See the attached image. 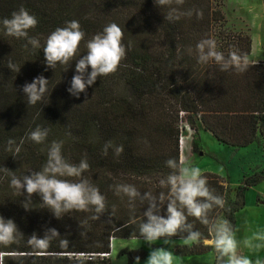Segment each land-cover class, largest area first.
I'll return each instance as SVG.
<instances>
[{"label": "trees", "instance_id": "16d2710c", "mask_svg": "<svg viewBox=\"0 0 264 264\" xmlns=\"http://www.w3.org/2000/svg\"><path fill=\"white\" fill-rule=\"evenodd\" d=\"M21 7L38 20L29 38H36L39 47L5 35L0 27V216L17 225L13 239L0 242V264H111L114 240H145L139 226L147 202L131 201L115 189L128 184L141 193L167 194L168 188L159 182L173 171L166 166L168 159L181 162V121L196 133L200 122L204 131L233 149L254 144L264 148V60L249 61L251 37L240 33L216 46L225 57L233 51L246 56L249 66L244 72L221 71L215 62H198L197 44L215 40V26L226 22L214 0L183 4L173 0L164 6L154 0H0V20L11 18ZM173 9L179 19L169 20ZM189 11L191 16L186 15ZM72 20L80 23L85 38L68 64L49 68L43 55L46 40ZM111 23L123 30L125 58L116 72L98 77L86 93L71 95L67 89L76 74L75 62L87 53V41ZM9 63L20 71L9 69ZM41 75L48 80L47 91L41 100L28 104L22 86ZM173 105L178 108L176 115L169 109ZM37 127L49 130L39 144L28 139ZM53 141L62 142L61 152L69 163L87 160L89 169L83 178L105 197V212L99 219H92L96 215L92 206L56 218L38 194L32 195L28 209L22 206L27 193L11 185L12 176L22 179L40 171ZM108 142L112 147L105 154ZM117 146L124 149L119 155ZM203 175L208 187L225 201L223 208L213 207L209 220H227L236 232L246 194L264 183V169L235 189L216 174ZM161 215L166 216V202ZM187 222L202 234L199 240H187L186 232L160 239L190 241L191 245L174 249L181 257L208 252L216 257L210 225L192 216ZM53 228L58 235L45 237ZM33 234L46 242L32 240ZM129 256L130 264L136 263V257L141 263L147 252L140 249Z\"/></svg>", "mask_w": 264, "mask_h": 264}, {"label": "clouds", "instance_id": "9594fccd", "mask_svg": "<svg viewBox=\"0 0 264 264\" xmlns=\"http://www.w3.org/2000/svg\"><path fill=\"white\" fill-rule=\"evenodd\" d=\"M158 6L170 5L173 0H154ZM184 0H175L176 4H183ZM175 9L169 13L168 19H179L175 16ZM186 15L191 16L189 11ZM198 18L202 13H197ZM37 18L31 15L24 7L13 12L11 18L0 20L4 34L17 39H27V43L33 48L39 47L36 38H29V30L36 27ZM85 38V32L81 30L77 20L66 22L65 26L57 27L47 38L43 48L45 63L54 69L57 64H68L76 55L79 45ZM123 30L115 23L108 24L103 31L95 34L87 41V53L75 62V75L72 77L71 86L67 91L78 97L81 92L86 93L98 77L108 76L117 71L121 61L126 56V48L123 44ZM198 62L207 64L215 62L221 71L235 69L244 72L249 66L246 56L237 52H230L227 57L216 50L214 39L201 40L197 44ZM9 69H17L14 64L9 63ZM91 69L89 72L88 69ZM48 80L44 76L34 78L31 83H25L22 91L27 97L28 104H35L41 100L47 91ZM49 130L37 127L28 134V139L35 143H43L48 136ZM13 141H9L12 144ZM111 142L104 146L105 154ZM62 142L53 141L48 149L47 161L40 171L32 172L23 178L12 176L11 185L27 193L22 206L28 209L33 194H38L56 218L71 210L87 211L89 206L94 208L96 215L92 219H99L100 214L105 212V197L99 189L83 178V173L89 169L86 159L80 163L72 164L65 160L61 152ZM17 152L19 149L17 148ZM124 151L123 146L115 147L117 155ZM166 166L173 171L160 180V186L167 187L168 192H160L153 195L152 192L141 193L133 185L121 184L116 186V193L121 192L129 197L131 201L139 199L142 203L147 202V208L143 212L144 220L139 226L140 235L148 242L163 237H172L180 232L187 233V240H199L202 234L193 230V225L187 222L188 216L195 217L204 225H210V232L214 239L216 252V264H253V261L238 253V241L235 238L233 227L227 220L210 221L208 213L214 206L223 208L225 201L223 197L214 194V190L208 187L207 178L202 175L199 167L186 166L182 161L168 159ZM62 177L79 178L74 182ZM166 202V216L161 215V209ZM185 210L186 213L185 214ZM17 225L12 219H4L0 216V242L8 243L13 239ZM51 234L58 235L56 229H49L45 237ZM32 240L39 244L46 242L45 238L37 239L33 234ZM260 241L261 243H253ZM244 244L249 248L264 247V232H255L252 237L245 239ZM136 257V264H139ZM146 264H173V254L164 248L153 249ZM255 264H264V261L256 259Z\"/></svg>", "mask_w": 264, "mask_h": 264}, {"label": "rangeland", "instance_id": "374dc122", "mask_svg": "<svg viewBox=\"0 0 264 264\" xmlns=\"http://www.w3.org/2000/svg\"><path fill=\"white\" fill-rule=\"evenodd\" d=\"M215 8L226 15L223 25L215 26L216 46L230 36L244 33L253 41L250 62L264 60V0H214ZM176 115L175 105L169 108ZM185 115V114H181ZM181 120V116H180ZM200 132H195L185 122H180L181 161L186 166L199 167L202 175L216 174L225 179L231 188L244 184L246 178L264 169V148L254 144L248 148L233 149L218 142L210 133L204 131L198 122ZM235 238L238 241V253L249 257L253 264L256 259L263 261L264 247L249 248L245 239L255 232H264V183L251 188L246 194V207L237 216ZM253 243H261L253 241ZM191 245L190 241L178 239H157L152 242L141 239H116L112 244L111 264H130L129 253L144 249L147 252L146 264L150 252L155 248H164L173 254V264H215L214 252L201 256L181 257L174 249L177 246ZM211 244V242H209ZM136 264V263H134Z\"/></svg>", "mask_w": 264, "mask_h": 264}, {"label": "crops", "instance_id": "0c3cea01", "mask_svg": "<svg viewBox=\"0 0 264 264\" xmlns=\"http://www.w3.org/2000/svg\"><path fill=\"white\" fill-rule=\"evenodd\" d=\"M254 62H258V61H253V62H251V63H254Z\"/></svg>", "mask_w": 264, "mask_h": 264}]
</instances>
